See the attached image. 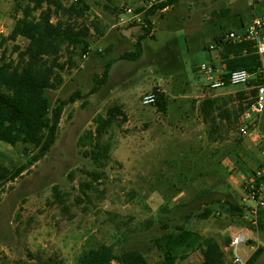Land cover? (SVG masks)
Here are the masks:
<instances>
[{"label": "rangeland", "instance_id": "374dc122", "mask_svg": "<svg viewBox=\"0 0 264 264\" xmlns=\"http://www.w3.org/2000/svg\"><path fill=\"white\" fill-rule=\"evenodd\" d=\"M19 1L0 0V24L8 33L21 16L16 11ZM257 1L264 4V0H181L151 19L152 36L142 42L139 59L129 61L120 58L136 50L142 25L119 24L124 16L118 8L138 5L131 0H85L87 16L74 22L88 23L96 17L104 33H91L87 58L77 52L71 59L73 65L63 73L61 88L47 92L53 103L76 90L84 99L65 108L50 153L0 190V264H77L83 250L101 244H114L117 253L138 250L150 264H159L162 253L153 242L166 232L165 225L183 224L202 236L216 238L222 246L232 233L250 231L245 219L220 215L217 209L207 220L186 221L184 217L199 214L212 199L226 198L227 193L228 199L239 202L247 195L240 168L230 158L215 159L214 152L220 149L224 154L240 147L256 155L254 135L239 132L252 104L242 114L239 106L247 108L254 98L248 84L209 90L199 67L215 61L220 65L219 53L209 52L207 47L229 31L245 29L253 7L259 6ZM73 2L63 0L65 6ZM26 44L22 39L8 42V57L17 60L11 55L14 46L24 48ZM68 58L63 52L61 60ZM109 61L112 68L107 84L86 97ZM155 88L169 100L166 114L143 104L144 96ZM241 93L245 99L239 98ZM208 98H217L220 108L230 112L228 122L218 117L213 127L204 122L200 105ZM114 106H122L128 120L122 123L120 118L105 136V141L110 136L113 145L111 160L101 183L94 184L87 198L81 195L79 184L88 179L85 172L93 171L95 165L84 156L79 140L95 129L98 115ZM260 130L264 134V112ZM0 152L7 166L26 160L22 145L13 148L0 143ZM219 159H227L228 166L217 165ZM249 163L257 169L256 161L249 159ZM56 186L59 197L55 196ZM206 188L213 194L197 198V192ZM149 221L153 226L147 229ZM261 226L259 243L250 240L248 247L239 250L248 258L253 253L249 245L262 248L254 264H264V214ZM201 259L196 252L188 262L198 264Z\"/></svg>", "mask_w": 264, "mask_h": 264}, {"label": "trees", "instance_id": "16d2710c", "mask_svg": "<svg viewBox=\"0 0 264 264\" xmlns=\"http://www.w3.org/2000/svg\"><path fill=\"white\" fill-rule=\"evenodd\" d=\"M131 1L138 5L134 8L135 12L142 14L143 34L135 44L136 50L123 54L120 59L136 61L142 53V42L152 36L151 19L158 12H164L176 6L181 0H159L146 11L140 7V3H146L149 0ZM16 11L20 12L21 16L16 19L9 37L3 40V44L7 41L16 42L18 38L25 40L27 44L24 48L14 46L11 55H16L17 60L8 57L7 49L0 58V143L13 148L22 145L26 160L21 165L7 166L3 163L0 152V190L28 173L50 153L57 141L65 108L84 99V95L80 90H76L67 99L59 98L53 103L47 92L61 88L64 83L63 73L70 66L69 64L73 65L71 59L77 52L83 56L89 52L91 33L95 31L100 36L104 33L102 23L96 17L88 23L83 22L77 25L74 22V20L84 19L87 16L89 7L85 0H74L69 6H65L63 0H20ZM118 11L123 12L119 8ZM54 16L60 17L54 22ZM61 16L68 20L64 21ZM225 35L217 37L214 41L221 45L219 60L225 71L224 78H227L233 71L247 70L254 76L248 83L249 93L254 98L257 95L256 87L264 83V59L262 60L256 53L252 42L224 41ZM207 50L210 52L209 47ZM63 52L69 54L67 61L61 60ZM111 68L112 62L109 61L101 76L95 78V85L86 97L97 93L103 85L107 84ZM153 93L157 95L154 105L156 110L161 114H166L169 108L166 94L157 88ZM238 96L240 99H245V93ZM218 101L217 98H208L200 105L203 120L211 127L215 125L218 118L227 122L230 120V112L220 108ZM85 103L86 101L84 105ZM251 104L252 102L247 108H242L240 105L241 114ZM215 113L217 116L214 115ZM120 118L122 123L128 120L123 107L114 106L105 115L100 114L95 118L96 126L93 131H88L80 137L79 147L84 156L95 165L93 171L85 172L88 179L79 184L80 193L84 197L88 198L94 189V184L101 183L105 176V168L111 160L113 145L110 136L106 141L104 138L108 136L113 125ZM211 142L216 143L213 138ZM222 157L230 158L247 180L253 178L255 174L249 159L256 161L257 168L260 166L255 154H249L240 147L224 154L220 149H216L214 158ZM216 162L218 165L222 159ZM54 192L55 196L59 197L58 186L54 187ZM211 194L213 192L206 188L198 192L196 196L200 198ZM225 197L212 199L202 212L197 215L188 214L184 219L186 221L192 218L207 220L215 215L217 209L220 215L225 214L239 221L244 220L248 215L249 207L242 200L239 202L235 198L228 199L231 197L228 193ZM263 214L262 212L260 216L259 228L262 227ZM246 225L247 229L252 231V228ZM152 226L153 223L149 221L147 229ZM164 229L166 232L153 242L154 247L162 253V260L159 264H192L187 260L196 252L202 255L198 264H223L225 262L224 247L230 244V238H226L222 246L216 238L202 236L183 224L175 225L173 228L165 225ZM251 243L250 241L249 244ZM262 252V248L257 249L249 257L247 264H254ZM113 262L150 264L142 252L129 250L117 253L114 244H101L98 247L85 249L77 260V264H111Z\"/></svg>", "mask_w": 264, "mask_h": 264}, {"label": "built area", "instance_id": "2783aa9c", "mask_svg": "<svg viewBox=\"0 0 264 264\" xmlns=\"http://www.w3.org/2000/svg\"><path fill=\"white\" fill-rule=\"evenodd\" d=\"M159 0H149L146 3H140V7L146 11L150 9ZM264 5V4H263ZM123 16L119 21V24H144L141 13H136L131 7H125L123 9ZM126 17V18H125ZM7 29L0 24V58L7 49V43L3 44V40L9 37ZM21 38H18V40ZM224 41L229 42H252L256 53L264 59V14H254L251 18L250 24L241 32L229 31L226 33ZM17 42V41H16ZM210 52L221 51V45L213 43L209 46ZM88 52L83 56L87 58ZM220 54V53H219ZM199 73L204 77L206 86L209 90L216 91L224 89L227 86H246L253 75L247 70L241 69L231 72L227 78H224L225 71L223 68H218L214 63H203L199 67ZM257 95L253 99V103L250 108V112H247L243 118L239 128V132L243 136L253 134L255 143L258 146L259 154L262 159L260 166L255 170L253 178H246L247 195L242 200L247 202L249 207L248 215L245 217L246 224H248L252 231L249 232H234L230 236V244L224 247L226 255L225 262L223 264H247L248 258H243L240 255V248L242 246L248 247L250 240H258L259 220L261 213L264 212V134L260 130L261 117L264 112V83L256 87ZM157 95L155 93L146 94L143 98V104L145 106H153L156 104ZM247 228V225H246ZM253 253L257 250L254 245H249ZM228 253L231 255L228 256ZM252 253V254H253ZM228 258V260H227ZM111 264H120L113 262Z\"/></svg>", "mask_w": 264, "mask_h": 264}, {"label": "crops", "instance_id": "0c3cea01", "mask_svg": "<svg viewBox=\"0 0 264 264\" xmlns=\"http://www.w3.org/2000/svg\"><path fill=\"white\" fill-rule=\"evenodd\" d=\"M258 2V7H255V9L253 8V15L254 14H264V5L262 4V2H260V1H257ZM257 2H256V4H257ZM253 15H252V17H253ZM251 17V18H252ZM218 57L216 56V58L215 59H217ZM218 68H223V66H221V65H219V64H217V61H215V63H214ZM225 89V88H224ZM220 90H223V89H220ZM124 110V109H123ZM125 111V110H124ZM125 113H126V111H125ZM156 119H159V116H157L156 117ZM256 157L258 158V160H259V162H260V164H261V162H262V159H261V157H260V154H259V150L258 151H256ZM220 164H222V165H224L223 167H227L228 166V162H227V159H225L224 161L222 160V162L220 163ZM245 179H246V177H244ZM221 191V190H220ZM200 192V191H199ZM213 192V191H212ZM198 193V192H197ZM191 257V256H190ZM189 257V258H190ZM189 260V259H188ZM187 260V261H188ZM193 264V263H192Z\"/></svg>", "mask_w": 264, "mask_h": 264}]
</instances>
